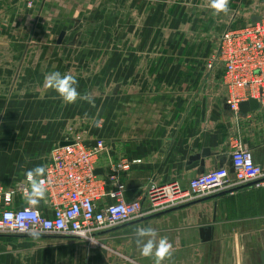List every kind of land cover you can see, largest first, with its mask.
I'll return each mask as SVG.
<instances>
[{
    "label": "crops",
    "instance_id": "crops-1",
    "mask_svg": "<svg viewBox=\"0 0 264 264\" xmlns=\"http://www.w3.org/2000/svg\"><path fill=\"white\" fill-rule=\"evenodd\" d=\"M228 7L217 15L208 0L0 2V196L10 195L9 208L53 215L45 192L28 203L26 173L71 140L105 141L96 166L109 191L113 171L131 165L120 173L129 202L152 184L186 187L233 170L239 144L264 169V107L231 112L223 67H209L221 34L261 18L262 1ZM52 71L74 76L91 102L65 104L46 89ZM146 226L173 244L164 264H264V188L253 186L102 232L98 249L72 237L0 235V264H153L136 243Z\"/></svg>",
    "mask_w": 264,
    "mask_h": 264
},
{
    "label": "built area",
    "instance_id": "built-area-1",
    "mask_svg": "<svg viewBox=\"0 0 264 264\" xmlns=\"http://www.w3.org/2000/svg\"><path fill=\"white\" fill-rule=\"evenodd\" d=\"M3 1L6 0H0ZM261 1L260 20L226 29L209 65L210 69L217 63L223 67L226 104L236 115L240 105L250 99L264 107V0ZM67 142L71 143L52 150L44 174L37 178L44 181L53 215L44 216L32 206L9 208L10 195L0 196L7 207L0 214V235H53L96 245L97 235L102 232L224 192L234 194L248 186L264 188V169L256 163L253 151L239 144L232 153L233 173L228 168H218L191 180L186 187L179 182L152 184L144 199L129 202L120 182V173L131 168L129 163L123 162L113 171L109 179L116 188L109 191L96 166L99 155L106 150L105 141L98 140L95 146L80 140ZM25 190L29 189L24 187V193ZM107 197L114 202L100 207L98 202Z\"/></svg>",
    "mask_w": 264,
    "mask_h": 264
},
{
    "label": "clouds",
    "instance_id": "clouds-1",
    "mask_svg": "<svg viewBox=\"0 0 264 264\" xmlns=\"http://www.w3.org/2000/svg\"><path fill=\"white\" fill-rule=\"evenodd\" d=\"M209 6L214 10V13L227 14L229 11V0H208ZM44 87L51 89L59 96L65 104H72L77 99L89 100L90 96L87 94L81 95L78 91V81L69 73L61 74L59 71H52L45 75ZM100 122L97 121V126ZM45 168L37 166L26 173L28 182L31 184V190H25V197L29 204L35 205L39 199L44 197V181L38 180L37 177L42 176ZM137 237V245L140 248V254L143 257L151 258L153 264H164L166 259L171 258L173 254V244L167 238L157 240L158 233L151 227H138L135 232Z\"/></svg>",
    "mask_w": 264,
    "mask_h": 264
},
{
    "label": "water",
    "instance_id": "water-1",
    "mask_svg": "<svg viewBox=\"0 0 264 264\" xmlns=\"http://www.w3.org/2000/svg\"><path fill=\"white\" fill-rule=\"evenodd\" d=\"M260 20V18H258L257 20H255L254 22H257V21H259ZM63 37H64V34H62V36H61V38H60V40L59 41H62L61 39H63ZM261 108V106H260V104L258 103V101L257 100H255V99H250L248 102H244V103H242L241 105H240V113H243V114H248L249 112H251V111H256V110H258V109H260ZM71 142H65V143H63V144H61V145H68V144H70ZM87 146H95L96 145V143L95 144H93V145H91V144H89V143H85ZM234 172V169L233 170H231V173H233ZM224 194H228L227 192H224V193H221V194H218V195H216V196H213V197H217V196H221V195H224ZM207 199H209V198H207ZM195 203V202H194ZM193 204V203H192ZM190 205V204H189ZM210 235V234H209Z\"/></svg>",
    "mask_w": 264,
    "mask_h": 264
},
{
    "label": "rangeland",
    "instance_id": "rangeland-1",
    "mask_svg": "<svg viewBox=\"0 0 264 264\" xmlns=\"http://www.w3.org/2000/svg\"><path fill=\"white\" fill-rule=\"evenodd\" d=\"M254 2H258V3H261V0H250V3L252 4V3H254ZM235 8V4H232V6H231V9H234ZM86 243V245H87V247L89 248V249H98V248H100V244H89V243H87V242H85Z\"/></svg>",
    "mask_w": 264,
    "mask_h": 264
}]
</instances>
